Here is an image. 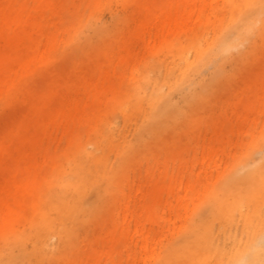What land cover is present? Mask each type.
I'll list each match as a JSON object with an SVG mask.
<instances>
[{"label":"rangeland","instance_id":"obj_1","mask_svg":"<svg viewBox=\"0 0 264 264\" xmlns=\"http://www.w3.org/2000/svg\"><path fill=\"white\" fill-rule=\"evenodd\" d=\"M54 1L61 5L57 13L49 0H16L17 6L25 7L30 22L38 21L54 34L55 44L50 57L29 65L21 83L11 88L12 103L0 104V133L5 136L0 139V161L10 160L12 164L9 169L0 167V180L6 176L17 183L7 188L4 199L18 213L0 227V247L12 233L28 229V220L39 209L48 208L47 201L61 188L62 178H76L75 169H81L83 162V153L78 150L86 145L100 156L86 165L97 170L103 184L99 187L88 181L83 201L90 211L88 222L77 232H68L63 252L46 257L44 264L156 263L232 166L248 161L240 170L245 175L264 159L263 40L257 29L249 31L247 36L252 40L258 38L256 50L237 64L210 66L202 81L195 76L191 89L170 91L160 77L161 93H156L155 87L139 93L134 85L140 73L150 69L154 75L153 64L162 61L168 48L192 33L214 34L210 22L216 18L215 8L208 7L201 18L191 22V6L185 5L178 14L175 5L171 13L178 25L168 28L163 23L165 11L147 14L136 0ZM221 3L217 0L213 5ZM118 18H122L121 23ZM205 23L209 25L206 28ZM97 29L105 32L101 35ZM12 31L27 42L37 35L35 25L27 22ZM236 32L231 27L227 37L233 39ZM248 43L245 41L240 49L246 50ZM169 71L174 80L178 79L172 68ZM226 72H231L229 80L222 82L220 77ZM62 81L81 84L76 101L40 128L36 126L38 137L30 144L12 135L14 126H19L20 134L28 122L26 107H21L19 100L28 101L29 94L52 90ZM194 88L200 90L201 97L192 98L188 113L178 112L185 118L181 125L154 135L142 146L141 119L152 104L149 93L157 94L156 106L161 108L167 96L179 104ZM138 99L140 108L131 104ZM248 99L253 100L251 106L246 105ZM129 141L138 143V150L129 158H121ZM4 143L14 149L4 152ZM146 203L152 204L148 210ZM71 213L75 214L73 207ZM150 216H154L152 221ZM240 230L241 225L238 234ZM251 241L256 246L252 251H264V236L256 233ZM251 241L243 237L242 246ZM51 243L60 246L58 237L54 236ZM143 243L148 249L155 248L153 257L145 254ZM14 252H20L18 245ZM10 257L8 252L0 255L2 261ZM186 264L198 263L188 260Z\"/></svg>","mask_w":264,"mask_h":264},{"label":"bare ground","instance_id":"obj_2","mask_svg":"<svg viewBox=\"0 0 264 264\" xmlns=\"http://www.w3.org/2000/svg\"><path fill=\"white\" fill-rule=\"evenodd\" d=\"M216 1L136 0V5L139 8H145L147 14L165 11L163 23H166L168 28L178 23L177 19L175 21V15L171 13L175 5L178 14L185 5L191 6V13L194 12L191 22H196L201 18L202 13L208 7L215 8L216 18L210 22L215 29L213 35H209V32L207 34L192 33L179 45L168 48L162 61L153 64L156 71L154 75L149 73L150 69L140 73L134 85L135 90L139 93H146L150 87H155L156 93H161V82L158 81L160 77L166 84H169L170 91L191 89L195 76H199V81H202L206 69L210 66L224 68L228 62L237 64L244 57L250 56L257 48L258 38L252 40L247 36L249 31L257 29L258 37L263 40L262 45H264V17L261 15L260 8L262 0H221L222 3L215 7L213 4ZM49 3L52 11L57 13L61 5L54 0H49ZM29 16L23 5L17 6L16 0H0V104L12 103L14 93L11 88L21 83L22 74L26 72L29 65H35L37 60L50 57L55 44L54 34L48 29L45 30L42 23L30 22ZM159 19V23H162V18ZM118 20L121 23L122 18ZM22 22H27L31 26L35 25L37 35L29 42L12 31L14 26ZM208 26L207 23L204 24V28ZM231 27H235L237 31L233 39L227 37ZM98 30L100 33L105 32V30ZM245 41L249 43L243 51L240 47ZM226 52L228 55L224 56L223 53ZM218 58L221 59L219 63L216 62ZM161 68L164 69V73ZM169 68L177 73L178 79L174 80ZM230 73L226 72L220 77L222 82L229 80ZM217 81L218 78L215 83L219 82ZM80 88L81 84L62 81L55 83L52 90H41L38 93L29 94L28 101L20 99V106L26 107L25 115L28 122L23 130L20 129V134L18 133L19 126H14L12 135L17 134L27 144H30L38 137L37 127L40 128L48 120L55 118L60 110H66L72 105L76 101L75 93ZM197 96L201 97L200 90L196 88L192 94L185 95L179 104L174 103L173 98L167 96L163 107L160 108L156 106L159 100L157 94L153 95V92H150L149 99L152 104L141 119L142 132L139 136L141 145L145 146L154 139V135L164 133L167 129L172 127L177 129L185 120L178 112L188 113V110H191L189 102ZM248 100L246 105L251 106L253 100ZM140 101L141 99L133 100L131 104L140 108ZM4 137L0 133V139ZM97 142L100 143V140ZM256 148L259 149L260 146ZM2 149L4 152H10L14 148L11 144L4 143ZM122 150L120 157L129 158L137 152L138 143L129 141ZM78 152L83 153V162L81 169H75L76 178H62L61 188L53 191V196L47 201L48 208L39 209L37 214L28 220V229L23 232L16 231L12 233L13 235L6 237L4 245L0 247V255L8 252L11 257L7 261L0 259V264H44L46 257L63 252L68 232H77L79 226L88 222L90 211L83 204L88 181L100 187L103 184V177L95 168L86 165L87 161L94 162L100 157L97 156L96 151L82 145ZM247 165L248 161L241 162L229 169L222 183L209 194L207 199H203L204 201L190 221L178 231L175 239L167 246L166 252L160 254L158 261L153 264H186L188 260H193L198 264H262L264 262V251H252V248L256 246L251 241V236L256 233L264 236V228H262L264 225V185L261 182L264 159L255 167L249 168L245 175L240 174V170L246 168ZM11 166L10 160L0 161V167L3 169H9ZM14 184L17 183L6 176L0 180V219L2 218L0 227H4L5 223L7 225L10 220L18 216L10 201L4 199L7 188ZM151 206V203H146L144 208L148 210ZM71 207L75 209V214L71 213ZM153 213L152 211L151 215ZM153 217H149L150 221ZM240 225L241 230L238 234L237 229ZM145 232L149 234V230ZM145 232L142 231L141 235ZM54 236L59 238V247L58 244L52 246L51 239ZM243 237L246 242L248 240L251 242L242 246ZM28 243L32 245L29 249H27ZM15 245H18L20 249L17 254L14 252ZM143 246L146 255L153 257L156 254L155 248L148 249L146 243H143Z\"/></svg>","mask_w":264,"mask_h":264},{"label":"snow or ice","instance_id":"obj_3","mask_svg":"<svg viewBox=\"0 0 264 264\" xmlns=\"http://www.w3.org/2000/svg\"><path fill=\"white\" fill-rule=\"evenodd\" d=\"M260 8H261V15L262 17H264V0H262ZM261 182H262V185H264V171H262L261 173ZM262 228H264V225H262ZM262 264H264V262H262Z\"/></svg>","mask_w":264,"mask_h":264}]
</instances>
